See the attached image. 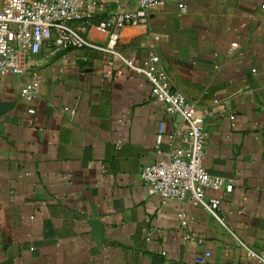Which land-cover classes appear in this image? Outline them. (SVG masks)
<instances>
[{
    "label": "crops",
    "instance_id": "0c3cea01",
    "mask_svg": "<svg viewBox=\"0 0 264 264\" xmlns=\"http://www.w3.org/2000/svg\"><path fill=\"white\" fill-rule=\"evenodd\" d=\"M261 4L169 0L148 25L124 26L117 42L137 63L154 53L171 87L212 112L203 166L232 181L231 192L205 190L220 201L221 222L187 199L162 204L141 180L144 165L182 145L180 119L142 76L88 48L21 54L38 92L26 102L25 76L0 75V264H262L243 247L264 253ZM118 7L132 10L136 0L104 4ZM86 36L107 39L93 26ZM92 218L102 224L98 240Z\"/></svg>",
    "mask_w": 264,
    "mask_h": 264
},
{
    "label": "built area",
    "instance_id": "2783aa9c",
    "mask_svg": "<svg viewBox=\"0 0 264 264\" xmlns=\"http://www.w3.org/2000/svg\"><path fill=\"white\" fill-rule=\"evenodd\" d=\"M106 1L1 0L0 75L25 76L19 96L30 102L36 98L38 80L34 75L28 76L20 63V56L25 52L36 54L43 48L53 52L88 48L110 56V65L113 58L119 59L128 69L148 82L150 95L163 105L167 115L181 118L177 127L182 132V145L172 148L166 158L144 165L140 170L141 180L152 188L162 204L168 200L182 202L187 199L221 222L216 213L220 201L216 198L207 199L205 190L225 189L231 192L232 181L209 174L203 166V124L205 117L212 112H198L193 102L171 87L169 77L158 66L154 53L148 54L145 63H137L126 58L117 47L120 31L124 26L148 25L153 11L163 7L169 0H136V7L132 10L118 7L105 12ZM178 8L181 12L185 10L182 3H178ZM261 8L264 9V4H261ZM102 13L105 15L97 19L96 16ZM91 26L106 35L105 44L99 45L87 38L86 33ZM235 46L232 43L228 51L232 52ZM161 138L160 126L156 142L160 143ZM119 145L118 140L116 146ZM178 215L183 224L185 214L179 212ZM185 238L190 239V235ZM243 247L249 256L264 264V253Z\"/></svg>",
    "mask_w": 264,
    "mask_h": 264
},
{
    "label": "water",
    "instance_id": "95a60500",
    "mask_svg": "<svg viewBox=\"0 0 264 264\" xmlns=\"http://www.w3.org/2000/svg\"><path fill=\"white\" fill-rule=\"evenodd\" d=\"M177 118L181 119L179 116ZM88 222L93 228V232L95 234V239L98 240L100 237L101 231H102L101 222L96 218H92Z\"/></svg>",
    "mask_w": 264,
    "mask_h": 264
}]
</instances>
